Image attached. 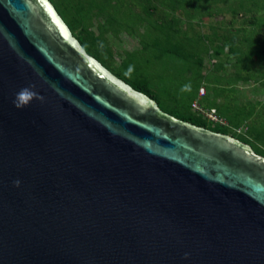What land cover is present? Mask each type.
Wrapping results in <instances>:
<instances>
[{
  "label": "water",
  "instance_id": "water-1",
  "mask_svg": "<svg viewBox=\"0 0 264 264\" xmlns=\"http://www.w3.org/2000/svg\"><path fill=\"white\" fill-rule=\"evenodd\" d=\"M0 264H264V156L164 112L49 0H0Z\"/></svg>",
  "mask_w": 264,
  "mask_h": 264
},
{
  "label": "rangeland",
  "instance_id": "rangeland-1",
  "mask_svg": "<svg viewBox=\"0 0 264 264\" xmlns=\"http://www.w3.org/2000/svg\"><path fill=\"white\" fill-rule=\"evenodd\" d=\"M52 1L50 2L53 4L57 3L60 9L62 3L65 4L60 0ZM95 1L102 5L110 18L107 14H104L100 18L94 19L92 29L98 32L99 24H103L109 19L115 25L113 36L109 35L107 37L110 44L109 51L115 61L110 65L111 70L104 67L115 76L118 75L119 77H116L122 81L129 82V84H147L148 88L157 94L158 102L162 108L167 110L176 107L181 112L190 113L194 116L199 114L204 118L198 110L192 107V104L190 108V103L196 99L197 85L201 82V77L194 76L193 72L198 70V67L195 65V60L198 58H203L205 66L208 64L209 56L212 54H209L212 43L206 40L205 34L210 36L213 28H218L217 23L210 26L209 33H206L207 28L204 29V23L208 16L206 13H201L199 21L196 20L198 22L197 25H191V28L185 32L186 38L183 35H176V37L175 35L167 34L165 32H169L170 30L166 29L163 32L161 31L162 41L159 42L161 36L156 24L159 21L158 16L162 15V12L159 11L153 13V15L146 14L142 7L144 1H137L138 3L134 1V4L129 0ZM66 3L70 5L69 0ZM145 5L147 4L145 3ZM201 10L203 12L209 11L210 7L204 5ZM253 15L251 13L248 16ZM224 17L227 20L229 19L227 15H224ZM67 18L69 20L71 17L67 14ZM238 18L242 19L243 17L238 16ZM219 19L221 17L217 18V20ZM160 20H164L162 16ZM219 25L223 27L224 23H219ZM252 29L256 30L255 27ZM249 37L250 41H253L252 33ZM162 46L167 50H174L175 47L176 52L180 53L182 58L170 53L164 54L166 50ZM177 48H179L178 51ZM106 53L109 54L108 51ZM190 53L193 54L189 55ZM189 57L191 58L189 59ZM185 85H190V88H185ZM202 102H205V100L203 99ZM258 109H261V111ZM257 110L259 112L252 108L250 119L244 115L243 118L247 120L246 122L242 118L240 119V115L236 117L231 115L229 119L233 122H230V125H228L226 118L224 126L231 129L235 137H241L242 135H246L245 126L243 125L248 124L249 128L255 129L254 131L260 133L264 138V102L260 107H257ZM260 112L262 113L261 119L257 120L256 114L258 115ZM213 125L218 124L213 123ZM238 125L241 127L239 132L234 128ZM262 144H264V140L253 142V145L264 149Z\"/></svg>",
  "mask_w": 264,
  "mask_h": 264
},
{
  "label": "trees",
  "instance_id": "trees-1",
  "mask_svg": "<svg viewBox=\"0 0 264 264\" xmlns=\"http://www.w3.org/2000/svg\"><path fill=\"white\" fill-rule=\"evenodd\" d=\"M53 2L52 0H49ZM64 2L65 4L61 5V9L58 7L57 3L53 4L58 14L61 16L63 21L67 24L69 27L71 33L73 36L79 41L82 48L91 56H93L96 60L100 61L103 66H105L107 69H110V65L115 61L114 57L110 54L109 51V39L107 38L109 35L113 36L114 34V23L109 19L108 21H105L103 24H99L98 26V32L93 30V24L94 19L102 17V15L107 14L105 10L103 9L102 5L95 1V0H69L70 5H67V0H60ZM131 3L134 4V1H140L144 4L142 5L143 10L146 14H152L156 12H162L160 16H158V21L156 26L159 30V35L161 38H159V42L162 41V35L161 31H165L166 29L172 30L174 35H183L186 38V31L182 33L181 29V18L180 16H184L187 21H189V24H191L193 19H196L199 21L200 14L206 13L207 16H212L213 14L217 15L219 13H229L231 20V27L228 29V27H225L224 29L218 27L213 28V32L210 36L208 34L206 35V40L211 41V49L209 50V54L211 55H217L221 56L224 52V49H227V54L233 55V57L237 58V66L238 67L241 64L247 63L248 65H255L256 63L253 62V58L255 57L257 60L260 61L264 65V0H176L175 2H168L167 0H129ZM137 2V3H138ZM198 2L197 8L194 10L192 9V3ZM145 3L147 5H145ZM225 4V7H218L219 4ZM159 5V6H158ZM209 6V11H202L203 6ZM138 7V6H135ZM253 13V16H248L249 14ZM67 14L69 17H71L69 20L67 18ZM178 15V17H173V15ZM256 14V15H255ZM109 16V14H107ZM172 15V16H171ZM161 16L163 21H161ZM238 16H242L243 18L241 20H238ZM110 18V16H109ZM235 23H239V27L235 28ZM193 25V24H191ZM191 25L187 27L191 28ZM247 26L251 27V30H246ZM255 27L256 30H253L252 28ZM243 32H247L246 34H243ZM252 33L253 41H250L249 35ZM118 34V33H117ZM246 35V36H245ZM256 35V36H254ZM177 37V36H176ZM166 52L164 54H173L174 56L181 57L182 55L178 52H176V49L174 47V50H167L164 46H162ZM179 48H177V51ZM106 51L109 52V54L106 53ZM193 53H190L189 55H192ZM245 57V58H244ZM161 58V57H160ZM191 57H189L190 59ZM246 61V62H244ZM196 66L198 67V70H195L193 72L194 76H200L201 77V71L203 69V58H198L195 60ZM264 70V69H263ZM260 76H264V71L258 70L255 71ZM118 76V75H116ZM119 77V76H118ZM202 80V78H201ZM125 81V80H124ZM127 82V81H126ZM129 84V82H127ZM201 84V82H200ZM200 84L197 85L196 93L198 92V89L200 87ZM131 87H133L135 90L149 96L153 100H155L159 107L166 113L175 116L176 118L191 123L193 125L203 127L206 129H209L216 133L226 134L230 135L232 137H235L233 135V131L229 129L228 127H225L224 125L218 124L213 125L209 120L201 117V115L197 114L196 116L190 114V113H184L181 112L176 107L164 109L160 106V103L158 102L157 94L155 91H152L150 88H148L147 84H129ZM159 92V91H157ZM159 94V93H158ZM204 103V102H203ZM190 103V108H191ZM214 103L210 105H202L205 106L208 109H211ZM200 106V107H201ZM203 108V107H201ZM205 109V108H203ZM216 110V109H215ZM217 114L221 117L222 115H225V118H227V123L230 125L231 121L229 118L231 115L234 117L242 115V111L237 114H232L229 116L228 114L224 113L222 111V108H218ZM246 135H242L241 137H235L239 139L240 141L250 145L254 151L264 156V149L260 148L257 145H253V142L257 141H263L264 138L260 133L255 132V129L249 128V126H246ZM237 130H239L241 127L238 125L237 127H234ZM264 146V144H262ZM254 146V147H253Z\"/></svg>",
  "mask_w": 264,
  "mask_h": 264
},
{
  "label": "crops",
  "instance_id": "crops-1",
  "mask_svg": "<svg viewBox=\"0 0 264 264\" xmlns=\"http://www.w3.org/2000/svg\"><path fill=\"white\" fill-rule=\"evenodd\" d=\"M167 1L176 3V0ZM111 2L113 3V1ZM197 4L198 2L192 3L193 10L197 8ZM218 7H225V4H219ZM224 15H227L229 19L227 20ZM173 17H178V15L175 14ZM219 17H221V19H219L220 21L217 20ZM180 18L182 33L185 32L184 30L188 31L189 28L187 29V27L191 24L197 25L198 23L196 19H193L191 24H189V21H187L184 16H180ZM230 20V16L225 13L208 16L205 19L204 29L207 28L206 33H209V27L215 23L222 29L225 27L230 29ZM238 20H241V18ZM219 23H224V28L221 27ZM238 27L239 23H235V28ZM246 30H251V27L247 26ZM165 33L174 35L172 30ZM243 34L247 35V32H243ZM223 51L221 56L210 55L207 66H205V63L203 64V69L201 71L202 80L199 89L203 88L204 94L199 95L198 89L196 99L193 100L192 103L197 102L199 106H201L200 103H202V105L214 103L211 109L218 110V108H222V111L229 116L231 115L230 113L237 114L242 111L240 119L242 118V120L246 122L247 120L243 118L244 115H246L247 118L251 117L250 112L252 108L257 112L261 111V109H258V111L257 107H260L264 102V76H260L255 72L258 70L264 71V65L260 63L259 60L255 62L256 58L254 57L253 62L256 63L255 65L244 63L237 69V66H235L237 64V58L233 57L231 54H227V49ZM203 99L205 100L204 103L202 102ZM201 107L208 109L205 106ZM256 116L257 120L261 119L262 113L260 112L258 115L256 114ZM221 118L223 120L226 119L225 115H222ZM247 125L248 124L243 125L245 126V130L247 129Z\"/></svg>",
  "mask_w": 264,
  "mask_h": 264
},
{
  "label": "built area",
  "instance_id": "built-area-1",
  "mask_svg": "<svg viewBox=\"0 0 264 264\" xmlns=\"http://www.w3.org/2000/svg\"><path fill=\"white\" fill-rule=\"evenodd\" d=\"M204 94V89L200 88L199 89V95H203ZM192 107L196 110H198L205 119L209 120L212 123H217V124H221V125H225L226 123L224 122V120L217 114V111L215 109H203L200 108V106L197 104V102H193L192 103ZM239 130H237V132H239Z\"/></svg>",
  "mask_w": 264,
  "mask_h": 264
},
{
  "label": "clouds",
  "instance_id": "clouds-1",
  "mask_svg": "<svg viewBox=\"0 0 264 264\" xmlns=\"http://www.w3.org/2000/svg\"><path fill=\"white\" fill-rule=\"evenodd\" d=\"M185 88H190V85H185ZM25 94H28V95H34V94L30 93L28 89H21L20 92L17 93V97H19V96H21V95H25ZM14 105H15V107H21V106L17 103L16 100L14 101ZM14 183H15V185H16L17 187L20 185V181H19V180L15 181Z\"/></svg>",
  "mask_w": 264,
  "mask_h": 264
}]
</instances>
